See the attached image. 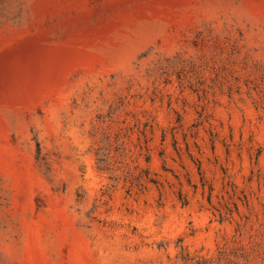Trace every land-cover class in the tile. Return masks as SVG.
<instances>
[{
  "label": "rangeland",
  "instance_id": "1",
  "mask_svg": "<svg viewBox=\"0 0 264 264\" xmlns=\"http://www.w3.org/2000/svg\"><path fill=\"white\" fill-rule=\"evenodd\" d=\"M0 264H264V0H0Z\"/></svg>",
  "mask_w": 264,
  "mask_h": 264
}]
</instances>
